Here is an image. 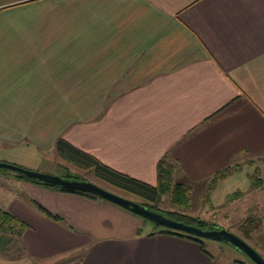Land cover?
I'll return each instance as SVG.
<instances>
[{"label":"crops","instance_id":"0c3cea01","mask_svg":"<svg viewBox=\"0 0 264 264\" xmlns=\"http://www.w3.org/2000/svg\"><path fill=\"white\" fill-rule=\"evenodd\" d=\"M0 29L16 32L0 35V161L50 170L64 139L157 186L167 157L176 182L208 183L220 227L262 228L264 0H7ZM12 178L0 208L40 264H247L104 199ZM245 201L258 216L239 217Z\"/></svg>","mask_w":264,"mask_h":264},{"label":"rangeland","instance_id":"374dc122","mask_svg":"<svg viewBox=\"0 0 264 264\" xmlns=\"http://www.w3.org/2000/svg\"><path fill=\"white\" fill-rule=\"evenodd\" d=\"M7 0H0V3H3ZM11 9H8V12H10ZM6 14V13H4ZM9 16H19L23 19V16L25 14H19V13H8ZM34 17L38 16L37 13H33ZM30 13H28V16ZM2 16V15H1ZM16 33L15 30H8V29H0V35H10ZM56 160V158H54ZM57 162H59V158H57ZM50 170L53 169V172H45V171H50L47 170L49 167H43L41 170H36L39 172H44V173H50V174H55V175H60V176H68L69 173H71L70 177H78L79 180H90L95 182L96 184L114 191L124 197H127L129 199H132L134 201L140 202V203H146V201L140 197H137L135 195L129 194L128 192H125L123 190H120L118 188H115L100 178H98L94 171L92 169H85L82 167H79L77 165H74L70 162L64 161V165H59L58 163L54 162L53 165L51 164ZM30 169V168H28ZM34 170V169H32ZM18 172L11 170V169H6V168H1L0 169V197L4 193L5 189H10L13 188L16 184L14 179L12 177L18 176ZM73 180V179H72ZM175 181V179H174ZM176 182V181H175ZM14 184V185H13ZM185 184V183H184ZM188 184V183H187ZM185 184V185H187ZM6 186V187H5ZM208 183H204L201 185H196V186H190V193H189V202L187 205H178L174 202L173 200V195L171 192L166 193L163 195L161 201L158 203V207L154 203H149L147 207H150L153 211H157L167 217L170 218H179V219H187L186 216H193V217H200L201 219H204L208 221V224H206L204 227L205 229H208L213 226L219 225V210H214L211 206H213L209 195H208ZM10 193H12L9 190ZM216 193H219V189L216 191ZM109 202V201H108ZM246 203V204H245ZM243 202L242 205L240 206L241 208V214L239 217H243V215H247L246 217L248 218L250 215L251 216H258L256 212H247L248 209L251 207L247 202ZM245 206V207H244ZM251 209H254V207H251ZM256 209V208H255ZM246 212V213H245ZM143 221L145 222V225L148 226H154L156 228H164L163 226L158 225L157 223H154L151 220H148L146 218H143ZM236 216H231L229 218L230 222H236ZM241 219V218H238ZM250 220V221H249ZM245 221V220H244ZM243 220H239L237 225H241V229H238L237 227H230L226 226L229 231L235 233L236 235L242 237L245 239L249 244H251L259 253H261L264 257V252L261 250V244L264 245V224L262 225L261 228V223L259 224L257 219L254 218H249L245 222ZM248 221V223H246ZM191 224H196L194 221L188 220ZM241 223V224H240ZM248 224L247 228H254L255 231L258 229L257 233L255 236H257L258 233H260L257 237H254L258 239V244L255 242V240L251 237H249L245 230L243 229L244 224ZM220 227V226H219ZM254 231V230H253ZM253 231L251 233H253ZM251 235V234H249ZM205 246L208 247L210 251L213 252L214 256L216 257V260L219 261L223 259L224 257H231V256H238L244 261L247 262V264H255L245 253H243L240 250H237L236 248L232 247L228 243L212 240V239H207L203 238ZM206 249V248H205ZM231 250V252L229 251ZM0 254L3 256H7L8 258L11 259V261L8 264H40L36 262L35 260H32L27 257L25 251L23 250V247L21 245L20 239H18L17 236L13 235H6L4 238L0 241ZM47 262V261H46ZM46 262H42L45 264Z\"/></svg>","mask_w":264,"mask_h":264},{"label":"trees","instance_id":"16d2710c","mask_svg":"<svg viewBox=\"0 0 264 264\" xmlns=\"http://www.w3.org/2000/svg\"><path fill=\"white\" fill-rule=\"evenodd\" d=\"M56 151L70 163L77 165L79 167L85 168V169H92L95 175L101 180H103L104 182H106L107 184L115 188H118L120 190H123L125 192H128L129 194H132V195H135L137 197L144 199L146 203H143V204H145L146 206H148L149 203H154L158 207V203L161 201L163 195H165L168 192L172 193L173 200L178 205H187L189 202L190 188L182 182H174L173 174L175 171V166L172 162L169 161L167 157H164L159 162L158 184L157 186H153L142 180L131 177L127 174H124L122 172H119L113 169L112 167L99 161L93 155L73 146L72 144H70L64 139L58 140L56 144ZM228 173H229L228 168L217 173L215 177L213 178V183L216 182L218 179L225 177ZM70 176H71V173H69L68 176H63V177L69 178V179H78V177L72 178ZM18 177H20L21 179L34 182L39 185L46 186V187H52V188H56L62 191H66V192L78 193V194L90 196L93 198H101L91 193H87L83 191L65 189L60 186H49L38 179L29 178L24 174H18ZM40 208L45 214H47L50 217H53L56 219L61 218L57 215L50 213L43 207H40ZM186 217L187 219H179L176 217H174V219L183 221L187 224H191L190 222H188V220L194 221L196 224H191V225L199 226L203 229H205L204 226L208 224V221L201 219L200 217H193V216H186ZM246 223H248V221ZM246 223L243 225V229L245 230L246 234L249 235L254 230V228L253 229L247 228L248 224ZM218 227L213 226L208 229H214ZM25 228H26V225L22 223L21 221H19L17 216H15L9 211H6L0 208V241L6 235H11V236L15 235L18 237V239H20L22 237V234ZM162 229L165 230V233L174 234L180 237H186V238L193 239L201 245L204 251H206L203 238H200L198 236H195V235L183 232V231L168 229L165 227Z\"/></svg>","mask_w":264,"mask_h":264},{"label":"water","instance_id":"95a60500","mask_svg":"<svg viewBox=\"0 0 264 264\" xmlns=\"http://www.w3.org/2000/svg\"><path fill=\"white\" fill-rule=\"evenodd\" d=\"M1 168L11 169L18 172L19 174H24L29 178L38 179L49 186H60L65 189L91 193L168 229L183 231L200 238H207L228 243L237 250L245 253L255 264H264V257L261 253H259L245 239L224 227L203 229L199 226L187 224L183 221L167 217L157 211L151 210L143 203L124 197L90 180H72L69 178H64L60 175L39 172L13 163L0 161V169Z\"/></svg>","mask_w":264,"mask_h":264}]
</instances>
